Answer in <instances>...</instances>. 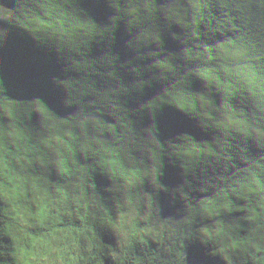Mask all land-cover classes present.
Instances as JSON below:
<instances>
[{"label": "clouds", "instance_id": "obj_1", "mask_svg": "<svg viewBox=\"0 0 264 264\" xmlns=\"http://www.w3.org/2000/svg\"><path fill=\"white\" fill-rule=\"evenodd\" d=\"M85 2L0 0L63 93L12 95L0 56V264H264V0Z\"/></svg>", "mask_w": 264, "mask_h": 264}, {"label": "water", "instance_id": "obj_2", "mask_svg": "<svg viewBox=\"0 0 264 264\" xmlns=\"http://www.w3.org/2000/svg\"><path fill=\"white\" fill-rule=\"evenodd\" d=\"M83 6L90 11L98 22L105 20L106 16L111 14L102 0H99V2L97 0H86ZM126 38L121 27L116 33L114 51L121 54L122 60L129 58L131 55L125 56L124 54L123 41ZM168 47L174 48V45L169 41ZM93 54L98 53L94 50ZM0 56L6 58L4 75L12 95L29 97L39 95L47 100L51 107L59 110L63 93L51 84V77L58 75L60 72L54 55L48 57L45 52L37 49L27 36L20 38L14 34L9 38L6 47L0 49ZM152 94L154 93H149V96ZM159 126L165 135L181 130L193 131L196 134L185 118L167 109L164 115L159 118ZM164 182L175 186L178 182L176 172L168 170ZM189 255L191 264H202V251L199 248L190 249Z\"/></svg>", "mask_w": 264, "mask_h": 264}]
</instances>
